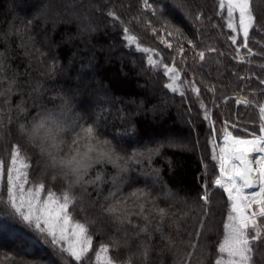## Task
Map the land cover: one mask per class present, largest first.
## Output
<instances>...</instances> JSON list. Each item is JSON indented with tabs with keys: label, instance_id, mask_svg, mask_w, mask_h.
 <instances>
[{
	"label": "snow or ice",
	"instance_id": "snow-or-ice-1",
	"mask_svg": "<svg viewBox=\"0 0 264 264\" xmlns=\"http://www.w3.org/2000/svg\"><path fill=\"white\" fill-rule=\"evenodd\" d=\"M142 3L143 9L151 11L152 16H163L165 10L155 3L149 0H142ZM218 7L220 11L216 15L223 21V26L230 30L227 40L235 46L233 59L250 64V58L256 54L249 46L250 32L261 27L257 24L252 0H218ZM225 10L226 16L222 14ZM107 16L113 22H120L123 40L128 47L135 46L137 52L147 54L149 68H163V75L168 81L163 85L165 89L185 99L188 90L195 95L203 111V119L208 122L211 130L208 143L214 165H203L204 183L198 185L199 191L195 196H181L178 190H173L163 180L162 169L155 167L154 161L162 155L165 147L191 150L190 145L174 140L166 143L157 141L154 146L146 143L133 147L129 153L120 137L134 135V126L131 130L125 129L123 133L117 132L109 139L100 133L97 121L83 122V115L75 112L68 97L60 96V103L53 108L48 109L41 103L35 116L19 123L18 132L24 143L12 144L9 159L0 158V208L3 209V214H0V236L7 234L17 245L16 250L25 255L40 243L48 245L59 255L62 264H137L138 260L148 264L153 248L150 241L154 235H159L166 245V248L160 250L161 254L164 251L174 254L173 264H255L254 253L264 245V101L235 94L237 105L256 109L257 116L251 121V129L246 126L247 121L244 122L245 126H241L227 119L217 128L218 122L201 99V88L195 81L182 80V70L175 66V62L169 66L163 58L154 59L161 57V53L142 47L138 37L132 34L131 27L125 25L115 11L109 9ZM188 16L191 18L190 13ZM208 19L211 21V17ZM195 20L204 23L200 13H197ZM148 26L152 27L151 24ZM212 27L218 25L213 23ZM82 30L95 31V28L89 21ZM157 31L152 27L154 35ZM159 31L177 39L176 51L182 61L186 52L182 40H186L193 51V59L198 57L200 62H205L210 53H216L219 57L225 55L215 47L197 50L193 40L168 21ZM16 34L23 39L26 31L17 30ZM4 38L7 40L8 33L4 34ZM160 43L168 49L174 47L165 39H161ZM241 49H247V54H241ZM44 55L41 53V56ZM8 59L7 50L0 52V102L3 104V108H0V143H5L6 153V133L7 139L11 138V134L8 133L5 120L9 124L13 122V111L17 113L16 119L20 115L27 116L23 101L13 109L11 98L18 91V81L7 76L10 67ZM260 67L264 69V65ZM49 71L55 75L62 68L53 61ZM239 79L246 81L249 78L241 76ZM259 83L264 85V79H260ZM41 88L38 85L34 91L40 93ZM208 91L215 97L214 87ZM253 95L264 96V88L255 91ZM229 99L225 97V103ZM212 103L217 106L214 98ZM26 147L37 149L43 162L37 180L30 178ZM108 164L112 165L115 172L110 176V187L104 195L101 187L106 182L103 166ZM169 165L171 167V161ZM97 166H101V170L94 178H90L91 171ZM135 166H139L138 172ZM49 172L51 181L60 179L64 182L59 193L47 187L44 181V176L49 175ZM209 175H214L210 183ZM5 178L6 198L3 193ZM140 178L144 179V186L134 188L128 195H124L125 187L136 184ZM148 181H151L153 188L158 187L160 190L153 192L148 187ZM89 186L97 187V200L103 195L104 202L99 203L101 215L81 220L75 211L78 204L81 212L84 211L83 201L91 195L88 192ZM77 189L80 191L77 192ZM221 190L227 198V210L223 217L222 236L215 242L210 239L214 234L219 235L213 204L214 197ZM160 201H164L167 206L161 207ZM215 203L219 206L223 200ZM177 205H182L184 209L179 214L172 211ZM90 206L96 207L97 201H90ZM193 210L196 215H191ZM190 216L193 230L187 232V239L181 238L178 243L170 232H166V227L174 228L179 235L183 222ZM133 218H136V223ZM17 223L29 231L16 229ZM108 225L115 226V233H108ZM129 228L135 231L130 233ZM29 232L39 239L29 235ZM104 235H107V240L102 241L98 248L95 247L94 236ZM141 237H148L149 240L145 241ZM133 240L138 242L133 244ZM121 249L128 251L125 260L117 258ZM7 259L13 261L15 258L10 256ZM18 264H51V261L25 260L21 256Z\"/></svg>",
	"mask_w": 264,
	"mask_h": 264
},
{
	"label": "trees",
	"instance_id": "trees-1",
	"mask_svg": "<svg viewBox=\"0 0 264 264\" xmlns=\"http://www.w3.org/2000/svg\"><path fill=\"white\" fill-rule=\"evenodd\" d=\"M149 2L163 8L165 10L163 16H152L151 11H145L142 0H108L107 3L105 0H0V52L7 50L9 56L7 63L10 65L7 76L18 81V91L11 98L12 106L15 109V105L23 101L27 108V116L20 115L19 119H16L17 113L13 111V122L9 124L7 119L5 120L11 138L7 139L6 133L7 153L5 143H0V158L9 159L12 144L24 143L18 132L19 123L35 116L41 103L51 109L60 103V96H67L75 112L83 115V122L97 121L100 133L109 139L117 132L123 133L125 129L131 130L134 126V135L120 137L121 143L127 147L129 153L133 147L146 143L154 146L157 141L166 143L168 140H174L190 145L191 150L165 147L162 155L155 159L154 166L162 169L163 180L173 190H178L181 196L196 195L199 191L198 185L204 183L203 165L205 163L214 165L211 161V146L208 143L211 130L208 122L203 119L199 101L190 90L187 91L185 99L178 93L174 94L165 89L163 85L168 81L163 75V68H149L147 54L137 52L135 46H127L123 40L120 22H113L112 18L107 16V12L109 9L115 11L120 20L131 27L132 34L138 37L142 47H149L161 53V57L154 59L163 58L169 66L175 62V66L182 70V80L195 81L201 88V99L213 112V119L218 122L216 127L219 128L225 119L229 122L243 118L247 122L256 119V109L237 105L234 100L235 94L264 101V96L253 95L255 91L264 88V85L259 83L260 79H264V69L260 67L264 65V0H252L257 24L261 27L250 32L249 46L256 53L250 58V64L239 63L233 59L235 46L227 40L230 30L223 26V21L216 15L220 11L218 0H149ZM172 7L179 11L171 13ZM189 13L191 18L188 16ZM197 13L202 14L203 24L195 20ZM222 14L226 16V10ZM89 21L95 31L82 30ZM165 21L179 27L185 36L193 40L197 50L215 47L225 55L219 57L216 53H210L205 62H200L198 57L193 59V51L187 41L182 40L186 50L182 61L176 51L177 39L159 31ZM213 23L218 27L213 28ZM149 24L158 30L155 35ZM17 30L26 31L23 39L16 34ZM5 33H8L7 40L4 38ZM29 36L32 37L31 40L28 39ZM161 39L172 43L173 49L166 48L160 43ZM240 41L242 42V37ZM110 45L116 47V50H111ZM41 53L45 55L41 56ZM241 54L246 55L247 49H241ZM53 61L62 68V71H57L55 75L49 71ZM241 76L249 79L241 81L239 79ZM38 85L42 86L40 93L34 91ZM211 87L216 89L215 97L208 91ZM225 97L231 99L225 103ZM213 98L217 106L213 105ZM94 102L100 105L97 113L92 112L90 107ZM0 108H3L2 102ZM186 112H189V116L185 117ZM189 118L191 123L187 125L185 120ZM182 137L183 141L187 139L186 143L178 140ZM26 150L30 163V178L37 180L43 169V162L37 149L26 147ZM135 168L138 172L139 166ZM100 170L101 166L93 169L90 178H94ZM103 172L106 182L101 187L106 195L110 187V176L115 170L108 164L103 166ZM50 176V172L44 176L47 187L59 193L64 187L63 180L51 181ZM212 179L214 175H209V183ZM143 186L144 179L140 178L136 184L125 187L124 195H128L134 188ZM148 187L153 192L160 190L158 187L153 188L151 181H148ZM76 191L79 192L80 189ZM88 192L91 195L85 197L83 201L84 211L81 212L80 204L75 211L77 218L81 220L101 215L99 203L104 202L103 195L97 200L96 186H89ZM3 193L6 198V178ZM93 200L97 201L96 207L90 206V201ZM220 200H223V203L217 206L215 202ZM159 203L161 207L167 206L164 201ZM183 210L182 205L172 209L178 214ZM226 210L227 198L222 195L221 190L214 197L213 204L219 235L214 234L210 239L215 242L222 236ZM0 214H3L2 208ZM196 214L195 210L191 212V215ZM133 222H137L136 218H133ZM191 225L190 216L183 222L179 235L174 228L166 227V232H170L173 239L179 243L181 238L187 239V232L193 230ZM15 228L23 232L29 231L19 223L15 224ZM107 231L109 234L115 233V226L108 225ZM128 231L132 233L135 230L129 228ZM29 235L39 239L34 233L29 232ZM141 239L149 240L148 237ZM106 240L107 235L94 236V246L98 248L99 244ZM11 242L12 239L7 234L0 236V264H18L21 256H24L25 260L37 259L51 261V264H62L59 255L48 245L40 243L25 255L18 252L17 247L10 244ZM137 242L133 240V244ZM150 242L153 248L148 264H161V261L163 264H173L175 259L173 253L164 251L161 254L160 250L166 248V245L159 235H154ZM127 255L128 251L121 249L117 258L125 260ZM10 256L15 259L9 261L7 257ZM254 262L264 264V245L254 253ZM137 264L144 262L138 260Z\"/></svg>",
	"mask_w": 264,
	"mask_h": 264
},
{
	"label": "rangeland",
	"instance_id": "rangeland-1",
	"mask_svg": "<svg viewBox=\"0 0 264 264\" xmlns=\"http://www.w3.org/2000/svg\"><path fill=\"white\" fill-rule=\"evenodd\" d=\"M176 11H179V10L176 9V8H174V7H172V8L170 9V12H171V13L176 12ZM97 22H98V21H97ZM110 46H111V45H110ZM110 49H111V50H113V49L116 50V47H114V46L112 45ZM67 70H68V69H67ZM98 106H100V105L98 104V102H97V103L94 102V103L90 104V107H91L92 112L94 111V113H97V110L99 109ZM242 106H244V105H242ZM186 116H189V112H186L185 117H186ZM189 121H191V118H189V120H188V119L185 120V122H186L187 125H188L189 123H191V122H189ZM177 122H178V121H177ZM231 122H238L241 126H245V125H244V122H246V120L243 118L242 120H232ZM223 123H224V122H223ZM223 123H222V124H223ZM222 124H221V125H222ZM246 126L249 127V129H251V127H252L251 122H248ZM178 140H179V141H180V140L183 141L184 139H183V137H182V138H179ZM186 140H187V139H185V141H183V142L186 143ZM217 174H218V173H217ZM10 244H12V245H14V246L17 247V245H15V244L13 243V241H12Z\"/></svg>",
	"mask_w": 264,
	"mask_h": 264
}]
</instances>
